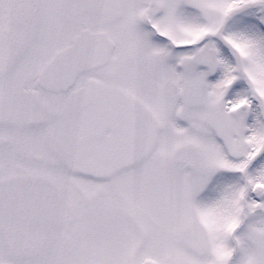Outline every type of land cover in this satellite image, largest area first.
Masks as SVG:
<instances>
[{
    "label": "snow or ice",
    "instance_id": "6c2138e0",
    "mask_svg": "<svg viewBox=\"0 0 264 264\" xmlns=\"http://www.w3.org/2000/svg\"><path fill=\"white\" fill-rule=\"evenodd\" d=\"M0 264H264V0H0Z\"/></svg>",
    "mask_w": 264,
    "mask_h": 264
}]
</instances>
